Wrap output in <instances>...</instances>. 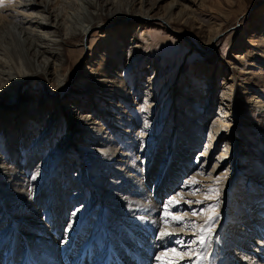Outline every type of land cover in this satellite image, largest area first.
<instances>
[{"label":"rangeland","instance_id":"1","mask_svg":"<svg viewBox=\"0 0 264 264\" xmlns=\"http://www.w3.org/2000/svg\"><path fill=\"white\" fill-rule=\"evenodd\" d=\"M134 1L135 4L130 7L127 0H105L103 6L97 8L95 21L92 23L94 25L87 30V34L62 37L64 39L59 40L57 48L61 52L57 54L58 50H55L53 57L57 56L49 60L45 67L50 72L56 69L64 83L43 73L39 77H29L24 84L18 85L14 82L17 76L15 70H11L14 74L10 75L9 85L0 97V245L5 242L7 235L4 236L3 232L9 227L16 231L20 225L37 229L45 227L52 217L45 216L44 209L53 208V205L48 206L55 192L60 205L52 214L55 217L64 215L62 227L65 239L73 233L75 238L78 236L79 227L84 222L81 219L76 226L81 217L79 214H83V218L90 217L89 226L84 228L86 234L78 242L74 241L75 247L72 243L64 248L65 239L55 238V242L60 245L56 251L67 250L64 251L66 264H69L68 261L73 264L91 252L88 262L95 264L92 262L95 257L100 258L107 252L115 253L112 241L121 232L131 241L133 233L128 234L127 229L139 222L140 215L134 213L128 219L130 223H124L126 212L136 205V202L135 205L131 202L129 204L128 197L131 193L135 189H144V194L141 193L138 199L144 198L145 202L146 196L151 194V197L158 199L160 195L165 196L166 190L173 186V195L178 197L181 189L189 191L186 180L200 168L196 154L190 156L186 151L173 161L174 166L168 167L167 163H163L167 153L172 150L169 148L171 139L174 140L175 119L180 118L183 125H188L193 130L203 127L200 132L201 145L197 151L203 153L211 123L218 116L223 99L231 96L233 88L239 90L236 95L238 107L233 106L228 112V126L221 132L224 135L211 152L213 158L220 156L226 143L240 155H256V151L259 152L260 141L264 137V111L252 108L251 103L257 98L264 103V66L256 63L251 55L257 52L259 57L264 56V0H187L189 9L185 16L179 13L182 8L168 14L166 8L169 2H161L153 7L155 0ZM51 7H58L67 13L78 12L82 8L83 12L85 10L82 0H53ZM81 19L83 18L78 15L76 21L80 22ZM41 21L46 23L45 20ZM181 35L188 37L192 44ZM237 36L251 43L248 49L244 51L234 45L233 40ZM214 37L217 42L213 44ZM116 42H120V46L115 49ZM116 51H120L121 56ZM16 57L18 59L7 60L10 65L19 61L20 66H30L29 57L22 51ZM121 68L125 70L124 74L120 73ZM120 78L123 81L118 83ZM210 83L213 86L210 87ZM246 87L245 96L242 90ZM10 90L14 92L13 98L6 100L11 95ZM26 95L28 102L23 101ZM207 96L210 97L209 100L206 99ZM37 99L51 100L52 103L48 104L49 107L35 109ZM146 100L150 105H155V108H143ZM49 111L55 112L50 114ZM148 111L153 113L151 117ZM147 121L157 123L150 126L153 134L149 135L147 145L141 150L143 145L139 138L146 135L143 125ZM233 125L235 127L230 134L229 126ZM236 139L241 141V144L236 143L239 144L237 150L233 142ZM130 146L132 147L129 148ZM114 149L115 155H111ZM259 154V162H264V147ZM54 155L59 159L53 162ZM109 155L113 156L111 161L108 160ZM233 155L230 153L229 157ZM103 156L107 157V165L91 168L92 161L99 157L103 159ZM154 156L156 163L151 164ZM247 156L238 164L244 169L249 166ZM184 157L189 160L188 163L182 161ZM170 158L171 154L165 161L168 162ZM17 161L30 165L29 170L22 168L11 186L5 187L3 175L8 178L9 171ZM213 163L214 160L210 162L209 169ZM150 166L153 169V180L144 182L143 172H148ZM234 166L237 171V162ZM227 167L221 168V173ZM40 172L43 173L41 177H45L50 183H39L36 177ZM247 173L245 172L246 176ZM122 174L130 179L126 182V189L113 191L108 182L110 179L116 181ZM165 175L168 179L159 181ZM245 175L243 182L246 181ZM23 181L27 185L21 186ZM142 181L146 185L140 184ZM36 186H39L38 190ZM25 192L42 197L40 201H34L39 209L43 207L34 219L14 212L16 195ZM156 202L158 209L163 207L162 199ZM178 203L179 201L171 202ZM220 205L217 201L214 206V214L211 215L214 219L205 230L206 234L204 233L207 238L210 231L225 218ZM188 207L181 204L184 212L191 208ZM50 209L49 212L52 210ZM60 210H63L62 214ZM178 213L169 212V217L177 216ZM162 215L157 213L159 217ZM106 220L115 225V234L101 229ZM5 223H9V226ZM76 227L77 230H73ZM94 227L99 229L95 234L92 232ZM136 228L138 236L148 227L140 224ZM35 231L32 235L26 232L27 236L34 237ZM47 234L37 235L40 249L48 246L50 236ZM42 237L44 241L41 240ZM22 238L25 239L24 236ZM22 238L10 236L6 250L9 252V246H13L15 241L23 244ZM98 238L102 243H99ZM226 239L229 242L234 240L228 235ZM138 243L136 240L132 251ZM89 246H92L90 251ZM241 246L245 247L247 244ZM160 247L153 246L147 252L150 260L158 257ZM167 247L170 248L171 245ZM224 249L221 250L222 253ZM237 251L241 257L242 254L246 257L247 262L253 260V257L257 258L246 249ZM64 252L56 255L61 256ZM206 253L204 257H209L210 253ZM18 255L19 259H25L29 251L20 250ZM127 255V260L130 261L133 254ZM207 257L204 258V262H207L205 264L210 261H206ZM114 259L120 262L125 260L123 256H115Z\"/></svg>","mask_w":264,"mask_h":264},{"label":"bare ground","instance_id":"2","mask_svg":"<svg viewBox=\"0 0 264 264\" xmlns=\"http://www.w3.org/2000/svg\"><path fill=\"white\" fill-rule=\"evenodd\" d=\"M82 1L84 2V12L82 8V10L78 12L76 11L73 13H67L62 12V10L58 7L55 9L52 8L51 5L53 4V0H0V86L2 85L0 88V97L3 96L5 90L9 85L8 80H10L9 78H11L10 75H13L14 73L15 75H17L14 82L18 85L20 83L24 84L29 79V77H39L43 73L55 77L60 83H64V79L61 80L62 78L60 77L56 69H53L51 72L49 70H46V63L57 56L59 52H61L60 48L57 47L60 45L59 40L62 41L64 39L62 37L71 38L84 36L85 33H87V30L93 27L94 24L92 23H94L95 21L97 8L102 7L103 2H105V0ZM161 2H169L166 9L168 14L170 15L177 8H182L180 10L181 12L179 13L181 14V16H185L187 9H189L188 4L186 3L188 2L187 0H155V3H153V7H155L156 4H160ZM127 3L130 7H133L135 1L127 0ZM78 15L83 18L80 22L76 21ZM40 20H45L46 23H43L42 21L40 22ZM215 40L216 37L212 39L213 44L214 42H217V40ZM233 41L234 45H237L238 48L244 51L248 49V46H250L251 44L250 42H246L245 39L239 38L238 36ZM116 44L117 46L115 47V49L119 48L120 42H116ZM20 46H22L21 49L19 48ZM55 50H58V52L53 57V52ZM21 51L25 53L27 57H29L31 61L30 66H20L19 61L14 62L13 65H10L9 61L7 60L11 58L12 60L18 59L16 55L21 54ZM116 54H118L119 56L120 51H116ZM251 57L256 61V63L262 64L264 66L263 55H260L259 57V54L257 52H254ZM120 59L123 60V58ZM120 59H118L119 62H121ZM129 66L130 65L127 66L128 69ZM11 70H15L14 73ZM119 71L120 73L122 72V74H124L123 72L125 70L121 68ZM151 79H153V77ZM122 81L123 79L120 78V81H118V83H121ZM113 83L117 84L114 81ZM210 84V87L213 86L212 83ZM232 90L234 92L232 91L231 96H229L228 99L227 97L226 99H223L221 103L222 105L219 110L220 112L218 113V116L215 118V120H213L211 123L210 131L207 132L208 141L207 143H205V149L203 153L197 152L199 151L198 149L201 145L202 136L200 132L203 127L197 128V130H193L188 125H183V121L178 117L173 122L175 132L173 134L174 140L171 139V146L169 148H172V150L167 153L163 163H167V165H169L168 167H171L174 166L173 161L177 159V157L184 155L185 151L189 152L190 156L196 154V159L200 162V168H198L199 170L193 173L192 176L186 180V183H188L187 189L189 191H185L183 188L179 193L180 195L176 197L173 195L172 186L171 189L166 190L165 196L163 195L165 200L161 195L157 197L159 200L162 199L164 201L163 207L158 209V203L156 202V200L158 199H154L150 194V196H146L147 198L145 197V202L148 201L147 203H145L144 198L138 199V196L141 193L144 194V189H135L128 197V199L129 204L131 202L132 205H135L136 202V205L135 207H131L130 210L126 212L127 218L125 217L124 219V223L125 225H127L130 223L128 219L132 218V214L136 213L140 215L139 222H135V225H132L129 229H127L128 234L129 232L133 233V235L130 236L131 241L127 240L122 232L119 233L116 240L112 241L113 244H111L115 249V253L107 252L104 255H101L100 258L93 256L95 257V259L92 260L93 263L205 264L207 262H204V258L207 256L204 257V253L209 252L210 255L206 259V261L210 259L209 264H264V162H259L258 157L260 156L259 153L262 152V149L264 147V137L261 138L262 140L260 141V148L258 150L259 152L256 151V155H240L238 152H235V148H230V146L228 145L229 143H226L224 145L222 149L223 151L219 157L213 158V154L211 153L214 150L213 148H215L216 146L215 144L221 139L220 137L224 135L221 132L228 126V112L233 106L235 108L238 107L236 104V95H238L239 90L234 88ZM242 91L246 96L247 87ZM10 92L11 95H9L6 100H10L13 98L14 92H12V90H10ZM209 98V96L206 97L207 100H209ZM1 101L3 102V100ZM23 101L28 102L27 95L23 97ZM51 103V100L37 99L34 106L35 109H42L48 106V104L50 105ZM149 103L150 102L146 100L143 108H155V105H150ZM263 104L264 103L260 102V100L257 98L251 103V106L252 108L258 109L259 111H264ZM237 110H239V108H237ZM54 112L49 111L50 114H53ZM148 114L150 117L153 115L151 111H148ZM30 116H32L33 118H37L35 115ZM40 120L42 119L40 118ZM157 122H159V117H157ZM157 122L153 123L147 121L146 125H143V132L146 135L140 136L139 138V141H142L143 145L141 150L145 148V145H147V141H149V135L153 134V128H151L150 126H153ZM118 125L119 127L122 126L121 123H119ZM234 127V125L229 126L230 134L233 131ZM233 142L234 145H236L237 150V145L241 144V141H238V139H236V142ZM237 142L239 144H236ZM132 146H130L129 148H131ZM115 152L116 150L114 149L111 155H115ZM230 153H233L234 155L229 157ZM170 154L171 158L169 159V161L167 160L168 162H166L165 159L168 158ZM246 156L248 157L247 160L249 161V166L244 169L238 164L239 162H242L244 158H246ZM52 158L53 162L59 159L57 155H54ZM106 158L103 156V159L99 157V159L92 161L91 168H94L95 166L97 167L107 165ZM112 158L113 156H110L108 160L111 161ZM230 158H232V160H230ZM212 160H214V163L211 166L212 168L209 169L208 166L210 165V162ZM182 161H187V163L189 162V160H186V157H184ZM236 162L238 167L237 171L235 170L234 166ZM155 163L156 157L154 156L152 158L151 164ZM145 164L146 162L144 163V165ZM226 165L228 167L221 173V168ZM28 166L30 165L26 166L17 161V163L12 166V170L9 171L10 175H7L8 178L3 175V179L6 180V184H4V186H11V182H14L17 179L14 178L17 177L18 172L22 168H24L26 171L29 170ZM232 166H234L233 172ZM151 168V166L148 168V172L144 170V182H150L153 180L154 175L153 169ZM245 172H248L247 176L245 175ZM228 173L230 174L226 177ZM41 175H43V173L40 172V174L36 177V179L39 180L40 184L47 185V183H50L48 179L46 180V178L41 177ZM144 175L146 176L144 177ZM243 175H245L246 178L245 182H243L242 180ZM106 179L108 180L107 177ZM163 179H168V176L165 175L159 181L163 182ZM128 180L130 179H127V177L122 174L116 181L114 179H110L108 185L109 188H111L113 191L120 192V190L124 191L126 189V182ZM30 183L31 181H29V185ZM140 184H144L143 181L140 182ZM25 185L27 184L25 183V181H23L21 183V186ZM196 187L198 188L195 189ZM35 188L38 190L39 186H36ZM41 198L42 197H40V195L36 193H33V195L27 192L19 193L18 195H16V204L13 207L14 212H16L17 215L21 214L33 217L34 219V217H37V215L41 211L40 209L43 208L40 207L39 209V207L34 205V201H40ZM109 200L111 201L113 199ZM178 201V204H171V202L177 203ZM217 201L221 203V210L224 211L223 215L225 218L222 219V222H219L217 226L210 231L207 238L204 233L211 222V220H209V217L214 214L213 209ZM19 202H21V205L19 204ZM17 204L19 205L16 207ZM181 204H185L186 208L187 206H191L192 210H189L191 208L188 207L189 209L187 211H182L183 209H185V207L182 209ZM51 205H53V208H51L52 210L49 208L51 210L50 212L49 209H44V215H48L49 218L50 216L52 217L51 220L47 223L48 225L46 224L45 227L37 229L32 228L29 225H20L18 231H16L13 227H9L5 230V232H3V235H7V238L5 242L0 245V264H66L67 259H64V256H66L67 250H63V252H66H64V254L61 256L56 255V253L62 254L63 252L56 251V249H58L60 245L55 242V238L57 239V237H59L64 241L66 237L65 235L63 236L65 232L62 227V221L65 219L64 215H61L59 217L53 216V212H56L55 209L59 208L60 205L58 196H56L55 192L53 194V200L49 201L48 207H50ZM173 205L174 207H172ZM173 211L179 212L178 215H172V217H169V212ZM62 212L63 210H60V214H62ZM158 212L163 215L161 217L157 216ZM79 217L80 218L77 221L76 226H78L81 219H84V222L81 223V226L79 227L78 236H76L75 238V236L73 235L75 233H73L70 236L72 237L71 239H69L70 237H67L68 239H65V243L63 244L65 245L64 248L71 246L72 243L75 247V243L83 238V236L86 234L84 232L85 229L89 226L88 219L90 220V217L87 216L83 218V214H79ZM173 217H180L182 219L178 221L174 220ZM112 223V221L111 223H107L106 220L105 222H103V225H101V229L106 232L110 230L112 234H115V231H113L115 225H113ZM140 224L148 228H144L137 236L138 232L136 231V227H139ZM5 225L9 226V223H5ZM94 229L95 230L92 231L93 234H95V232L99 230L98 227H94ZM201 229H204V231L201 232ZM68 230L72 231L70 229ZM73 230L76 231L77 227ZM34 231L36 232L34 237L27 236L28 232L32 235ZM38 234H42V236L47 234L50 236L48 244L46 243L48 246H46L44 249H40L41 247L37 244V239L39 238H37ZM227 235L233 237L234 240L229 242L228 239H226ZM10 236H16V238L18 239L24 236L25 239L22 238L24 240L23 244H19L15 241L13 243V246H9L8 252L6 250L8 248L6 247V244L8 243V238ZM35 236L36 239H34ZM201 236L205 238L203 244L200 243ZM43 238L44 237H42L41 240L44 241ZM113 238L115 239V236ZM124 240L127 241L126 243L128 245L124 242ZM136 240H138L139 243L138 245L136 244L135 249H133L132 251ZM100 241L101 239L99 240V243H102ZM241 244H247V246L242 247ZM159 245L161 246L160 251H158L157 253L159 259L155 258L154 260H150L147 252H149L151 247ZM170 245L171 247L168 248L167 246ZM174 245L176 247H174ZM225 246L227 247L225 248ZM91 247L92 246L88 247L89 251ZM12 248L13 250H11ZM223 249L224 252L222 253L221 250ZM238 249H246V251L254 253L257 258L253 257V260L247 262L246 257L243 256V254L242 257L241 255H239V252L237 251ZM20 250H28L29 255L25 259H19L18 257L20 255L18 254ZM127 253H131V255L133 254L131 257L129 256L131 258L130 261L127 260ZM176 253H179L180 255L177 256ZM91 254L92 252L88 255H84L83 258H81L79 261L74 262L73 264H90L88 260ZM115 256H123L125 260L123 259L124 261L120 262L117 259H114ZM101 260H104V262H102ZM71 262L72 261H68L69 264H72Z\"/></svg>","mask_w":264,"mask_h":264},{"label":"snow or ice","instance_id":"3","mask_svg":"<svg viewBox=\"0 0 264 264\" xmlns=\"http://www.w3.org/2000/svg\"><path fill=\"white\" fill-rule=\"evenodd\" d=\"M173 219L179 221V220H181L182 218H180V217H173ZM212 219H214V217H209V220H212ZM203 231H204V229H201V232H203ZM209 231H210V229H209ZM204 241H205V238H204L203 236H201V237H200V243L203 244ZM178 243H179V242H178ZM176 255L179 256L180 254H179V253H176ZM157 259H159V257H157Z\"/></svg>","mask_w":264,"mask_h":264},{"label":"water","instance_id":"4","mask_svg":"<svg viewBox=\"0 0 264 264\" xmlns=\"http://www.w3.org/2000/svg\"><path fill=\"white\" fill-rule=\"evenodd\" d=\"M86 34H87V33H86ZM218 36H219V35H218ZM181 37L184 38L185 40H188L189 43L192 44V43H191V40H190L188 37H185V36H183V35H181ZM219 37H220V36H219ZM192 46H194V45H192ZM212 48H213V47H212Z\"/></svg>","mask_w":264,"mask_h":264}]
</instances>
